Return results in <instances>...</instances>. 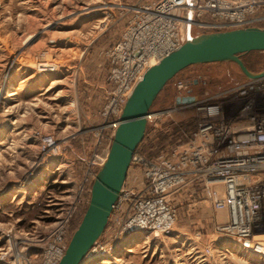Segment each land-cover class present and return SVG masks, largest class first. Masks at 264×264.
<instances>
[{
	"label": "rangeland",
	"instance_id": "1",
	"mask_svg": "<svg viewBox=\"0 0 264 264\" xmlns=\"http://www.w3.org/2000/svg\"><path fill=\"white\" fill-rule=\"evenodd\" d=\"M157 1L0 0V249L24 247L22 242L33 236H50L58 217L66 216L85 161L108 144V132L99 130L103 122L99 112L111 90L106 53L132 19L131 11ZM182 31L186 37L187 28ZM38 54L58 64L56 73L35 75L31 69L19 68L16 58L29 61ZM242 57L253 72L264 71V53ZM244 78L233 63L195 65L180 72L150 109L165 115L148 124V137L141 142L149 158L165 153L161 145L167 152L183 143L182 137L171 135L174 121L191 125L196 120L192 113L168 112L176 81L196 80L199 86L193 93L202 98ZM34 132L53 135L60 151L57 157H45L35 174L41 156L39 141L31 139ZM101 137V144H95ZM80 198L85 201L87 195ZM200 199L176 195V221L170 235L135 233L121 239L109 257L87 258L83 264H264L260 257L239 251L216 234L221 214ZM84 211L82 202L71 214L66 246ZM109 231L105 229L101 243L110 237ZM32 252L37 250L26 251Z\"/></svg>",
	"mask_w": 264,
	"mask_h": 264
},
{
	"label": "built area",
	"instance_id": "2",
	"mask_svg": "<svg viewBox=\"0 0 264 264\" xmlns=\"http://www.w3.org/2000/svg\"><path fill=\"white\" fill-rule=\"evenodd\" d=\"M131 12L132 19L106 53L111 90L99 112L103 120L99 130L108 132L107 146L85 161L81 183L70 196L66 216L58 217L54 233L33 236L22 242L24 247L0 249L1 264L59 263L66 247L68 220L82 202L86 208L91 185L106 159L122 109L146 71L183 45L186 37L182 30L187 26L196 34H206L264 22V0H195L194 4L191 0H159ZM36 56L29 61L20 56V60L43 74L59 69L45 55ZM40 63L46 65L45 71L37 67ZM194 86L189 79L176 81L174 103L168 109L169 113L187 112L196 117L190 139L171 148L168 154L161 152L152 158L146 156L141 143L136 147L109 218L108 242L98 240L86 258L109 257L121 239L135 233L170 235L176 221L175 197L190 189L188 197L201 193L212 211L225 214V220L216 225L217 235L229 239L239 251L264 261V77L245 79L202 98L192 93ZM187 95L196 100L175 104L176 97ZM164 113L150 112L147 127ZM174 122L178 125L181 121ZM31 135L39 141L41 158L60 155L53 135ZM102 139L95 144H101ZM82 194L87 195V200H81ZM29 249L37 252L26 253Z\"/></svg>",
	"mask_w": 264,
	"mask_h": 264
},
{
	"label": "water",
	"instance_id": "3",
	"mask_svg": "<svg viewBox=\"0 0 264 264\" xmlns=\"http://www.w3.org/2000/svg\"><path fill=\"white\" fill-rule=\"evenodd\" d=\"M190 17V16H189ZM183 45L146 71L127 99L110 143L106 159L91 185L89 200L58 264H83L93 245L103 235L125 181L131 157L141 143L146 116L163 88L183 70L202 64L233 63L249 80L264 77V71L251 72L241 57L264 53V28L247 27L191 35L187 26ZM197 85V81H193ZM196 97H176V105L193 103Z\"/></svg>",
	"mask_w": 264,
	"mask_h": 264
},
{
	"label": "trees",
	"instance_id": "4",
	"mask_svg": "<svg viewBox=\"0 0 264 264\" xmlns=\"http://www.w3.org/2000/svg\"><path fill=\"white\" fill-rule=\"evenodd\" d=\"M252 53H254V52H252ZM260 53H263V52H260ZM248 54H250V53H248ZM248 54H245V55H248ZM244 55V56H245ZM244 59V57H241V60L243 61V63H244V65L247 67V69L249 70V71H251V72H253V70H252V68L248 65V63L247 62H245V60H243ZM255 73V72H254ZM246 78H244L243 80H245ZM242 80V81H243ZM196 121L197 120H193L192 122V124L191 125H186V124H183V123H179L178 125H176L173 129H172V132H171V135H172V137H174V138H176V136H180V137H182V141L183 142H187L189 139H190V137H191V134H192V132L194 131V129H195V127H196ZM166 138H164L163 140H165ZM162 140V141H163ZM172 143V142H171ZM164 147V145H161L160 146V150H163V149H165V153H169L170 151H167L166 152V149L167 148H163ZM158 155V154H157ZM146 156H148L149 157V154L147 153L146 154ZM156 156V155H155ZM150 158H152V157H150ZM106 229H107V227H106Z\"/></svg>",
	"mask_w": 264,
	"mask_h": 264
},
{
	"label": "bare ground",
	"instance_id": "5",
	"mask_svg": "<svg viewBox=\"0 0 264 264\" xmlns=\"http://www.w3.org/2000/svg\"><path fill=\"white\" fill-rule=\"evenodd\" d=\"M240 29V28H239ZM232 30V29H231ZM183 32V31H182ZM192 35V34H191ZM16 61H17V64H18V66H19V68H21V69H24V70H26V69H31L32 71H33V73L35 74V75H47V74H43V73H40V72H38V71H36V69L35 68H32V67H30V66H25V65H23L22 64V61L19 59V58H16ZM37 67H39V68H42V71H45V70H43V69H45L44 67H46V65L45 64H43V63H40L39 64V66H37ZM39 68H37V70H39L40 71V69ZM40 73V74H39ZM48 75H51V74H48ZM52 81V80H51ZM54 83H56V82H53V84H52V86H54L55 84ZM31 139H33L34 140V138L33 137H31ZM35 141V140H34ZM40 155V154H39ZM41 157H43L42 156V154L40 155ZM54 158V157H53ZM44 158H41L40 159V161L39 162H37L38 164H35L34 165V174L40 169V166H41V164H39V163H41V161L43 160ZM58 166V165H57ZM27 184V183H26ZM14 197H15V195H13ZM221 214V217H222V220H225V214L224 213H220ZM156 235H154V237H155ZM98 241V240H97ZM94 246V245H93ZM93 248V247H92ZM91 248V249H92ZM90 249V250H91ZM88 257H89V255H88ZM86 259L87 258H85V261H86ZM88 259H90V258H88ZM96 259H99V258H95V259H90V260H96Z\"/></svg>",
	"mask_w": 264,
	"mask_h": 264
},
{
	"label": "crops",
	"instance_id": "6",
	"mask_svg": "<svg viewBox=\"0 0 264 264\" xmlns=\"http://www.w3.org/2000/svg\"><path fill=\"white\" fill-rule=\"evenodd\" d=\"M248 17H251V16H248ZM254 27H258V28H264V22H262V23H259V24H257V25H254ZM241 82H243V81H241ZM241 82H239V83H241ZM49 84V83H48ZM238 84V83H237ZM196 86H199V83H197V85H195L194 87H196ZM193 87V89H192V93L195 91V88ZM231 87V86H230ZM226 89V88H225ZM194 94V93H193ZM194 95H196V94H194ZM188 190H190V189H185V190H183L181 193L182 194H185L186 196H188L187 195V193H188ZM199 195V194H198ZM177 196H180V193L179 194H177ZM16 197V196H15ZM15 197H14V199H15ZM181 199H182V197H180ZM198 198H201L200 199V203H202L203 201H201V200H203V198H202V194L200 193V195L198 196ZM199 203V202H198ZM106 238V237H105ZM108 241V239L106 240V242Z\"/></svg>",
	"mask_w": 264,
	"mask_h": 264
}]
</instances>
